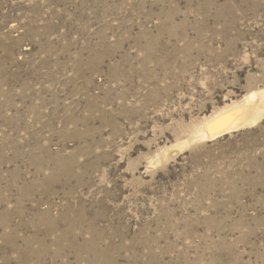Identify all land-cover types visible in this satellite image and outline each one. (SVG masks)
<instances>
[{
	"label": "rangeland",
	"instance_id": "1",
	"mask_svg": "<svg viewBox=\"0 0 264 264\" xmlns=\"http://www.w3.org/2000/svg\"><path fill=\"white\" fill-rule=\"evenodd\" d=\"M262 87L264 0H0V264H264V117L162 153Z\"/></svg>",
	"mask_w": 264,
	"mask_h": 264
},
{
	"label": "bare ground",
	"instance_id": "2",
	"mask_svg": "<svg viewBox=\"0 0 264 264\" xmlns=\"http://www.w3.org/2000/svg\"><path fill=\"white\" fill-rule=\"evenodd\" d=\"M264 117V87L252 90L193 124L189 136L177 140L162 153L167 156L196 142L211 141L240 129L252 127ZM190 131V130H189ZM169 152V153H168Z\"/></svg>",
	"mask_w": 264,
	"mask_h": 264
}]
</instances>
